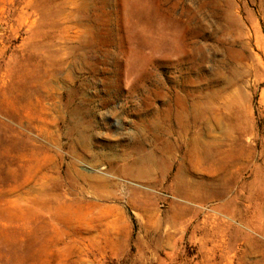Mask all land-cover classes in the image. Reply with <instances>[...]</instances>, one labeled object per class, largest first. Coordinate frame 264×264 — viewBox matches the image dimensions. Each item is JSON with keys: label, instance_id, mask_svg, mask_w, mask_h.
<instances>
[{"label": "rangeland", "instance_id": "1", "mask_svg": "<svg viewBox=\"0 0 264 264\" xmlns=\"http://www.w3.org/2000/svg\"><path fill=\"white\" fill-rule=\"evenodd\" d=\"M0 264H264V0H0Z\"/></svg>", "mask_w": 264, "mask_h": 264}, {"label": "crops", "instance_id": "2", "mask_svg": "<svg viewBox=\"0 0 264 264\" xmlns=\"http://www.w3.org/2000/svg\"><path fill=\"white\" fill-rule=\"evenodd\" d=\"M212 252V251H211ZM216 253V252H215Z\"/></svg>", "mask_w": 264, "mask_h": 264}]
</instances>
